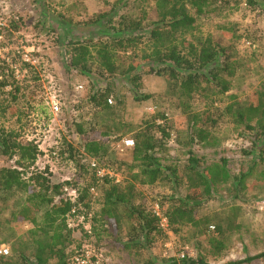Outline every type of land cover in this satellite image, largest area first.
I'll use <instances>...</instances> for the list:
<instances>
[{
    "label": "rangeland",
    "instance_id": "374dc122",
    "mask_svg": "<svg viewBox=\"0 0 264 264\" xmlns=\"http://www.w3.org/2000/svg\"><path fill=\"white\" fill-rule=\"evenodd\" d=\"M114 1L0 0V59L10 64L9 69L20 70L25 62L29 63L17 76L20 91L14 92L16 99L7 94L0 96V107L7 108L4 112L0 110V130L15 132L14 137L19 140H32L41 150L34 165L24 169L25 178L30 172L47 169L52 182L71 180L80 189L83 186L81 177L91 175L93 169L89 161L95 159L100 166L110 164L114 171L116 168L123 171V175L117 172L121 182L124 179L125 183L129 175L123 162L129 163L131 155L122 140L132 139L133 128L145 119L164 113L170 136L157 156L161 164L177 168L178 183L164 180L150 186L136 184L135 204L144 205L162 216L169 204L166 198L183 197L193 190L189 180L193 175L189 168L191 155L200 167L226 158L232 176L249 171L251 175L243 188L234 190L231 183H226L214 193L205 195L197 207L196 225L186 224L177 233L164 226L165 234L155 236L149 245L138 244V239L143 242L141 238L131 240L133 223L122 211L119 224L94 219V214L101 208L102 188L97 186L90 193L88 214L85 215L87 211L80 205V214L72 215L68 220L74 238L83 245L81 248L90 251L89 264H168L170 258L184 256L201 257L208 264H225L264 251V181L259 177L263 166L252 145L253 133L234 123L224 112V107L234 100L230 96L245 100L255 91H264V4L250 7L244 0H230V9H224L220 15L211 12L197 17L195 29L186 34L189 39L210 35L219 44L230 47L237 62L230 90L220 95L212 106L205 92L189 100L181 99L172 81L165 76L145 71L137 97L125 77L115 76L110 80L114 85L108 96H112L110 119L106 121L111 126L108 129L101 122L103 115L88 100L91 87L105 82L96 76L68 71L65 42L69 35L95 37L96 31L86 33L88 27L84 23L94 14L109 10ZM118 14L146 17V20L156 17L153 0H127L126 5L119 6ZM92 65L97 68V64ZM143 95L149 97L142 99ZM51 99L60 102L56 113L50 108ZM182 101L189 102L191 112L200 115L195 127L208 132L207 142L191 140L192 124L182 113ZM158 122L162 123L161 120ZM76 123H82L87 129L95 128L96 136L105 142V151L99 157L90 156L79 147L80 139L74 133ZM114 123L120 124L119 128L112 127ZM104 132L107 133L104 135ZM156 136L160 138L159 134ZM68 144L77 148L74 159L68 158ZM53 150H60L62 155L54 157ZM16 159V156L0 155V167H17ZM76 163L82 165V169ZM17 198L18 195L10 204ZM9 216L10 208L0 211L1 220H9ZM4 225L0 226V240L10 236L1 244L9 249L10 255L15 236L25 232L30 225ZM86 228L91 230L89 236L85 234ZM242 264L264 262L254 259Z\"/></svg>",
    "mask_w": 264,
    "mask_h": 264
},
{
    "label": "trees",
    "instance_id": "16d2710c",
    "mask_svg": "<svg viewBox=\"0 0 264 264\" xmlns=\"http://www.w3.org/2000/svg\"><path fill=\"white\" fill-rule=\"evenodd\" d=\"M126 1L115 0L109 10L94 14L84 23L88 27L86 33L96 31L95 37H79L75 34L67 36L65 42L68 48L66 69L96 76L105 82L92 86L88 98L103 117L108 115L106 119L102 117L104 127L111 128L106 123L112 110L107 98L113 91L114 84L110 80L115 76L126 78L134 97L138 95V87L145 71L170 79L181 99L189 100L205 92L210 106L218 101L220 95H225L230 90L237 64L230 47L219 44L210 35L197 39L186 37L189 31L195 29L197 17L211 12L220 15L224 9H230V0H153L156 15L153 20L118 14L119 6L126 5ZM244 2L250 7L264 4V0ZM115 17L117 20H114ZM93 63L97 64V68H94ZM9 65L0 59V96L7 94L16 99L14 92L20 91L17 76L26 70L29 63L25 62L20 70L9 69ZM148 97L149 95L141 96L142 99ZM230 99L234 100L224 107V112L234 123L245 126L246 130L253 133L252 145L257 149V159L263 166L259 177L264 181V91H255L245 100H238L234 96H230ZM181 105L182 113L188 116L192 124L191 140L207 142L208 132L201 127H195L200 115L191 112L189 102L182 101ZM6 109L0 107L2 112ZM119 125L114 123L112 127L119 128ZM74 129L80 139L79 147L84 153L99 157L105 151V142L96 136L95 128L87 129L82 123H76ZM133 129L134 144L128 147L131 161L123 162L127 166L128 180L124 183L123 179V182L116 184L108 176L97 177L92 170L88 178L81 177L83 186L80 189L71 180L52 182L47 169L30 172L25 178L27 173L24 169L34 165L41 153L38 144L32 140L15 138L13 131L0 130V155L16 156L15 162L18 165L0 167V211L10 208L9 220L0 218V226L4 227L8 223L30 225L25 232L15 236L11 254L0 256V264H74L73 257L83 245L74 238L67 215L75 204L82 205L87 215L91 205V188L96 189L97 186L102 189L101 208L94 214L96 221L105 219L109 223L119 224L122 211L133 223L134 236L131 240L143 239V242L138 239V244L149 245L155 236L165 234L155 211L133 201L138 193L136 184L150 186L164 180L178 183L177 168L161 164L157 156L158 150L164 147L170 136L164 113L150 116ZM105 133L107 132L104 135ZM67 153L69 159H74L77 148L68 144ZM57 155H62L60 150ZM189 161V168L193 172L189 180L191 189H194L183 197L166 198L169 199V204L163 210L168 228L173 233H177L186 224H197V207L205 195L214 193L219 186L226 183H231L234 190L240 186L243 188L246 179L251 175L249 171L232 176L226 158L204 167H200L192 155ZM109 165L104 164L105 167L113 169ZM76 166L82 169V165L76 163ZM115 170L123 175L120 169ZM65 187L76 188L75 204L65 195ZM16 195L18 198L13 200L11 208L10 201ZM7 237L0 240V245L8 241ZM220 246L221 243L217 249ZM254 259L264 262V251L225 264L249 263ZM168 264L208 263L201 257L194 259L184 256L170 258Z\"/></svg>",
    "mask_w": 264,
    "mask_h": 264
},
{
    "label": "built area",
    "instance_id": "2783aa9c",
    "mask_svg": "<svg viewBox=\"0 0 264 264\" xmlns=\"http://www.w3.org/2000/svg\"><path fill=\"white\" fill-rule=\"evenodd\" d=\"M107 103L111 104L112 103V96L107 98ZM50 108L52 110L53 113H56L59 111L60 109V102L57 99H51L50 100ZM123 144L127 147H132L134 142L133 139L131 138H124L122 140ZM39 147V146H38ZM40 149V148H39ZM41 151V150H40ZM51 154L54 157H58L57 155V151L53 150L51 152ZM89 166L95 171L96 176L99 178H104L105 176H108L110 179H112V181L116 184H120L121 183V175L119 172L114 171L111 168L105 167V166H100L99 163L97 162V160L95 159H91L89 161ZM94 191V188H91V192ZM64 192L65 195L67 196V198L70 200L71 203L76 202V198H77V191L76 189L72 188V187H65L64 188ZM79 210H82L80 204H75L73 205L70 213L67 215V222L69 225V218L72 215L75 214H80ZM156 215L159 216L160 218V226L163 228L164 226L168 228V221L167 218L165 217L164 213L161 216L157 211H155ZM81 215L84 216V213H82ZM70 227V225H69ZM86 232L88 234H91V230L90 228H86ZM89 249L87 248H81L79 249L74 257H73V263L74 264H89V260H90V256H89ZM9 255V249L5 246V245H1L0 246V256H7Z\"/></svg>",
    "mask_w": 264,
    "mask_h": 264
}]
</instances>
